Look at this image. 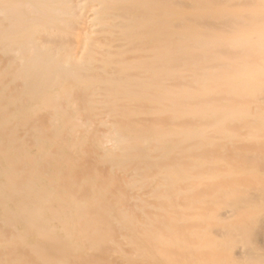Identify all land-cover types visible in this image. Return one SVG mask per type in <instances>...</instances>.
Wrapping results in <instances>:
<instances>
[{
  "label": "bare ground",
  "instance_id": "obj_1",
  "mask_svg": "<svg viewBox=\"0 0 264 264\" xmlns=\"http://www.w3.org/2000/svg\"><path fill=\"white\" fill-rule=\"evenodd\" d=\"M0 264H264V0H0Z\"/></svg>",
  "mask_w": 264,
  "mask_h": 264
}]
</instances>
